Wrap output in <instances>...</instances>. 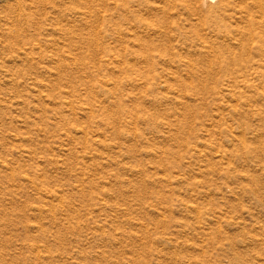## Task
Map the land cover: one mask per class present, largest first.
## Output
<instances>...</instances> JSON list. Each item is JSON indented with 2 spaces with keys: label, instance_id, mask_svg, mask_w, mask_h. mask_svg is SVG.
Returning a JSON list of instances; mask_svg holds the SVG:
<instances>
[{
  "label": "rangeland",
  "instance_id": "rangeland-1",
  "mask_svg": "<svg viewBox=\"0 0 264 264\" xmlns=\"http://www.w3.org/2000/svg\"><path fill=\"white\" fill-rule=\"evenodd\" d=\"M0 264H264V0H0Z\"/></svg>",
  "mask_w": 264,
  "mask_h": 264
},
{
  "label": "bare ground",
  "instance_id": "bare-ground-1",
  "mask_svg": "<svg viewBox=\"0 0 264 264\" xmlns=\"http://www.w3.org/2000/svg\"><path fill=\"white\" fill-rule=\"evenodd\" d=\"M163 1H165V0H163ZM195 1H198V2H201V1H204V3H207V2H209V1H211V0H195ZM213 1V0H212ZM260 1V0H259ZM221 2V1H220ZM214 4V3H213ZM219 4V3H218ZM256 5H258L259 3H258V1H257V3H255ZM215 5V4H214ZM260 6V7H259ZM258 7L259 8H261V5H258ZM255 8V7H254ZM262 9V8H261ZM260 10V9H259ZM261 11V10H260ZM249 17V16H248ZM256 19H258V18H256ZM201 21V20H200ZM258 20H253V24H257L258 25ZM201 23V22H200ZM202 24V23H201ZM251 35V34H250ZM223 36V35H222ZM235 98V97H234ZM236 100V99H235ZM236 105V104H235ZM246 105V104H245ZM211 145V144H210ZM216 148V147H215ZM226 156V155H225ZM219 157V156H218ZM221 157V156H220ZM227 158V157H226ZM30 178V177H29ZM39 191V190H38ZM48 191V190H47ZM47 194V193H46ZM51 196V195H50ZM48 197H49V195H48ZM60 200V199H59ZM35 208V207H34ZM40 210V209H39Z\"/></svg>",
  "mask_w": 264,
  "mask_h": 264
}]
</instances>
